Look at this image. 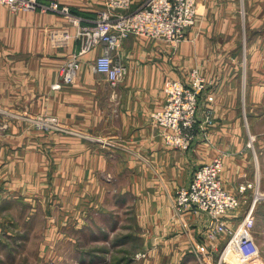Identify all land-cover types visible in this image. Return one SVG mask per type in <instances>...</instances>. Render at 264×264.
<instances>
[{
	"label": "rangeland",
	"instance_id": "rangeland-1",
	"mask_svg": "<svg viewBox=\"0 0 264 264\" xmlns=\"http://www.w3.org/2000/svg\"><path fill=\"white\" fill-rule=\"evenodd\" d=\"M40 1L49 4L56 2L58 9L67 8L83 19L82 26L90 24L97 12L104 8L106 2V0L102 3L99 0ZM260 1L256 0L249 4L254 18L247 19L251 28L248 34L238 38L236 52L244 48L249 37L254 39L256 48H258L256 40L264 45V8L263 12H260L262 9ZM203 6L200 0H191L193 11L190 17L191 24L187 27L184 38L177 41L163 39L172 49L171 51H178L187 39L188 30L200 25L199 15ZM4 10L27 12L15 11L6 4L0 3V12ZM74 10L92 11L93 15L87 19L88 16L75 13ZM49 12L61 15L68 20L67 16L55 10L47 11ZM5 15L7 16L4 13L0 19H5ZM67 22L69 24L62 21V23L47 26L48 42L53 49L63 48L54 38V32H58V28L64 26L68 27L65 29L70 32L69 28L72 24L69 20ZM215 23V20L209 19L206 26L215 25ZM207 38L214 49L216 44L221 42V38L214 33ZM7 42L8 29L6 26H0V60L14 58L10 56L6 48ZM187 45L190 50L195 43L188 42ZM196 45H204L199 40V36ZM189 50L186 51L185 59L188 64L192 63L193 68L181 81L190 84L196 91L199 86L195 82L197 78L202 80L203 85L195 95L196 125L190 135L192 145L200 133L206 136L215 124V117L211 107H205L201 117L199 116L203 95L206 96L209 105L213 102L214 96L207 93L211 88L210 80L198 70L199 56H193ZM247 53V59L246 54L243 60L240 58L241 67H246V63L247 65L249 63V49ZM118 55L123 61L121 52ZM179 59L177 56V72L180 71ZM82 67L83 63L79 72ZM91 67L93 69V64ZM126 67L128 73L127 64ZM5 75L4 83H0V96L6 95L7 91ZM118 84L110 85L117 88ZM259 98L261 97H257L255 102L257 105L254 108L257 122L251 131L247 130L245 134H242L245 135L247 146L242 148L245 154L243 156L245 171L242 182L237 186L238 193H235L240 197V204L237 208L228 211L226 216L230 226H236L252 206L255 192L260 194L253 208L252 233L260 249V259L264 264V95L261 99ZM114 99L113 101L120 107L119 94L116 92ZM7 103V99H0V188L8 191L0 193L2 198L0 202L2 204L4 201L7 202V206L11 209L0 212L5 214L1 217H6L8 213L13 215L9 216L14 217L16 223L11 229L17 236L10 243L9 252L7 247L3 248L5 260L8 257L10 259L14 257L15 264H182L179 258L172 257L174 254L167 247H163L161 242L152 241L153 230H159L160 227L158 228L157 224L162 223L158 218V212H155L156 204L152 202V195L148 191L150 188L141 189V184L145 180L136 177L135 164L131 162L125 164L121 159L123 154H128V150L132 149L122 145L124 142L116 125L120 112L114 110L112 125L107 124L104 127L102 122L100 124L88 120L81 121L85 115L80 116L79 124L77 122L79 117H74L76 121L62 122L54 112L41 111L39 108L32 110L23 101L17 104L11 103V106ZM13 110H16L15 115L10 113ZM150 120L155 122L151 114ZM109 127L112 129L109 130ZM156 127L165 141L166 129L158 125ZM224 154L226 152L219 153L217 156H222L223 159ZM240 186L244 187L242 191ZM232 221L237 223L233 224ZM163 223L166 224L165 220ZM19 234L26 237L22 238ZM193 246L198 252L196 254L192 252V258L187 259L185 264L239 263L230 255L225 257L222 253L223 248L209 257L208 251L214 248L213 244L193 241ZM197 255L202 259L201 262L197 259ZM169 256L172 258H168Z\"/></svg>",
	"mask_w": 264,
	"mask_h": 264
},
{
	"label": "crops",
	"instance_id": "crops-1",
	"mask_svg": "<svg viewBox=\"0 0 264 264\" xmlns=\"http://www.w3.org/2000/svg\"><path fill=\"white\" fill-rule=\"evenodd\" d=\"M103 1L105 0H99L100 3ZM142 1L133 0V3L137 5ZM200 1L204 4L199 15L200 25L188 30L187 39L185 38L178 51H171L163 39L144 35H131L121 43L119 53L121 52L129 71L117 88H113L104 75L95 72L91 67L102 46H96L83 54L82 70L72 83L63 82L59 75L60 68L68 57L78 52L80 47L79 41L73 38L62 49H53L49 45L47 26L62 21L69 24L63 16L41 11L0 12V17L4 13L7 14L5 19H0V26H6L8 29L6 48L10 56H14L0 60V83H4V74L7 76L6 95H1L0 99H7L8 106L23 101L32 110L39 108L41 111L54 112L62 122L76 121L74 117H79L77 120L79 124L80 116L85 115L81 121L102 122L104 127L107 124L112 125L114 110L120 112L116 125L124 142L121 144L132 149L128 150V154H123L121 159L125 164L128 162L135 164L136 177L145 180L141 184L143 187L141 189L150 188L148 191L152 195V202L156 204L155 212H158V218L163 224L158 223L159 230H153L152 241L161 242L163 247H167L174 256H177L172 257L179 258L182 264L192 258V252L195 254L198 252L193 246V241L215 245L208 251L211 257L221 251L227 237L222 232L215 240L208 238L210 216L193 207L184 209L182 213L177 212L173 207L172 198L180 187L189 184L197 167L210 162L223 152H226L221 171L224 187L231 193H238L237 186L242 182L245 171L243 160L245 154L242 148L247 146L245 135L242 134L254 128L257 122L254 113L257 105L255 102L257 97L262 98L264 95V45L256 40L258 46L256 48L254 39L249 37L244 48L235 51L238 38L248 34L251 28L247 19L254 16L249 4L256 0ZM260 4L262 8L260 12H263L264 0H261ZM75 13L84 14L88 16L87 19L93 15L92 11L76 10ZM6 19L8 21H5ZM209 19L215 20V25L206 26ZM71 26L69 29L74 33L75 27ZM65 28L68 27H60L57 31L62 32ZM213 33L221 38V42L216 44L217 50L207 38ZM197 35L204 45H196ZM188 42L195 43L196 47L194 45L189 50ZM211 48L213 49L209 52ZM248 49L249 63L248 65L246 63V67H241L240 58L243 60L246 54L247 59ZM188 50L193 56H199L198 70L210 80L211 88L207 93L214 96L213 102L209 105L206 96L203 95L199 116L201 117L205 107H211L215 124L206 136L200 133L188 150H180L163 140L156 124L151 122L150 114L161 108L165 102L164 82L170 78L183 80L189 75L193 66L185 59ZM177 56L180 58L179 72L176 70ZM56 84L58 86H55ZM115 92L119 94L120 107L114 102ZM10 113L15 115L16 110ZM111 129L109 127V130ZM2 191L8 192L0 188V193ZM10 209L7 202L4 201L3 204L0 202V211ZM2 212H0V264H10V261L11 264H15L14 257L5 260L3 248L7 247L9 252V245L17 236L11 229L16 221L10 213L6 217H1L5 216ZM225 220L228 221L227 216ZM237 221L232 222L236 224ZM19 236L26 237L23 234ZM197 259L202 261L198 255Z\"/></svg>",
	"mask_w": 264,
	"mask_h": 264
},
{
	"label": "built area",
	"instance_id": "built-area-1",
	"mask_svg": "<svg viewBox=\"0 0 264 264\" xmlns=\"http://www.w3.org/2000/svg\"><path fill=\"white\" fill-rule=\"evenodd\" d=\"M15 11L55 10L68 17L75 27L74 33L64 29L61 34L54 32L59 45L67 46L71 39L80 43L78 52L68 57L60 68L64 83H72L76 78L82 61L81 56L96 46L101 52L93 62L95 72L103 74L112 86H116L126 75V64L119 58L123 40L130 35H145L168 41L181 40L191 24V0H143L134 5L133 0H106L91 23L82 26V18L67 8L58 9L56 2L45 3L40 0H0ZM202 88V80H195ZM55 86H58L56 84ZM196 90L181 80L168 79L164 84L165 102L151 113L154 123L165 131V141L181 149L191 147V133L196 125ZM222 156L197 167L187 186L180 187L173 199L174 208L180 212L188 207L206 212L211 220L207 227L208 238L215 240L225 233L227 240L223 247L224 256L230 255L238 264H263L260 249L256 243L253 208L259 198L255 192L253 204L236 226H230L225 216L228 211L240 204V197L229 192L221 178ZM244 189L240 186V191ZM204 248V247H203Z\"/></svg>",
	"mask_w": 264,
	"mask_h": 264
}]
</instances>
